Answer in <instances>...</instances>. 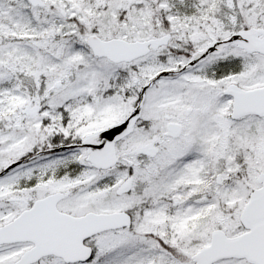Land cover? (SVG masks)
Listing matches in <instances>:
<instances>
[{
	"label": "snow or ice",
	"instance_id": "obj_1",
	"mask_svg": "<svg viewBox=\"0 0 264 264\" xmlns=\"http://www.w3.org/2000/svg\"><path fill=\"white\" fill-rule=\"evenodd\" d=\"M0 264H264V0H0Z\"/></svg>",
	"mask_w": 264,
	"mask_h": 264
}]
</instances>
